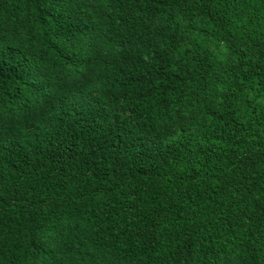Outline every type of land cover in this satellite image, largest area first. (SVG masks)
<instances>
[{
	"label": "trees",
	"instance_id": "obj_1",
	"mask_svg": "<svg viewBox=\"0 0 264 264\" xmlns=\"http://www.w3.org/2000/svg\"><path fill=\"white\" fill-rule=\"evenodd\" d=\"M0 264H264V0H0Z\"/></svg>",
	"mask_w": 264,
	"mask_h": 264
}]
</instances>
